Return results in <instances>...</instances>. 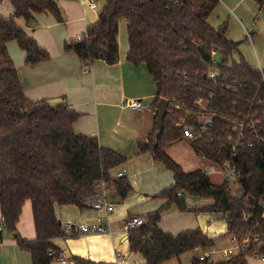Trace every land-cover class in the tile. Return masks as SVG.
<instances>
[{"label": "trees", "instance_id": "trees-1", "mask_svg": "<svg viewBox=\"0 0 264 264\" xmlns=\"http://www.w3.org/2000/svg\"><path fill=\"white\" fill-rule=\"evenodd\" d=\"M13 13L0 14V212L4 227L11 232L18 247L30 253L32 264H50L61 250L53 239L65 236L54 205L76 204L94 190L99 179L112 182L119 197L130 191L123 177H112L110 170L124 161L118 151L101 146L92 135L79 134L72 123L79 113L60 103L52 105L44 99L27 98L19 83L16 68L7 51L8 41L15 39L25 51V62L32 64L48 57L15 21L23 17L27 22L35 12L49 11L62 20L56 0H9ZM219 0H106L99 9L97 20L88 25L84 34L65 42L64 49L74 51L89 63L101 58L113 63L119 58L118 25L127 23V60L144 63L155 82L153 103L161 97L169 99L162 126L155 123L146 140L138 143L140 150H149L173 173L174 184L157 194L166 203L145 215L143 224L128 230L129 247L140 252L145 264H160L195 246H210L213 239L199 228L171 234L161 230L158 221L171 203H178V191L191 196L208 197L212 203L195 207V211L223 215L227 231L238 240L257 235L264 249V205L246 199L254 189L264 191V63L259 68L242 58H233L236 43L227 39V20L217 27L207 21ZM260 2V0H258ZM219 49L220 57L213 62L210 51ZM211 66L219 74L216 79L207 75ZM237 79L242 82L234 91H227L222 83ZM211 94V96H210ZM202 97L208 107L222 113L232 110L242 114L257 113L262 139L249 132L247 141L232 154L229 147H220L227 132V123L214 118L209 130L191 144L197 154L221 163L230 160L240 172L244 193L233 197L225 181L214 182L201 167L184 170L173 158L168 147L182 137V130L174 125L177 118L189 122L198 117L195 101ZM32 206L35 237L27 239L19 233L16 223L25 200ZM244 214H248L244 218ZM228 258L203 259L192 257V264H249L245 253ZM52 251L53 255H49ZM76 262L82 261L74 258ZM73 259V261H75Z\"/></svg>", "mask_w": 264, "mask_h": 264}, {"label": "crops", "instance_id": "crops-1", "mask_svg": "<svg viewBox=\"0 0 264 264\" xmlns=\"http://www.w3.org/2000/svg\"><path fill=\"white\" fill-rule=\"evenodd\" d=\"M89 1L56 0L62 20H57L49 11L35 12L29 22L21 16L15 18L17 24L48 52L47 58L32 64L26 63L25 51L15 39L6 44L24 95L33 100L44 99L52 105L63 103L78 112V117L72 123L73 130L79 134L95 136L101 146L121 153L124 161L112 167L111 173L124 169L123 177L131 186L124 198L119 197L115 190L111 193L115 196L111 212L76 204H55V216L60 220L66 235L54 238L53 243L61 250L60 254L69 253L72 261L61 262L54 258L50 264H145L143 255L130 249L123 220L136 215L145 217L148 212L159 208L167 199L157 194L174 184L171 170L155 159L151 151L140 150L138 147V143L146 140L152 132L158 112V107L153 103L155 82L144 63L134 64L126 58L128 41L125 19L119 21V58L113 63H107L101 58L87 63L74 51L64 49L65 42L79 38L88 25L97 20L98 11L106 0H92L93 7L89 6ZM212 12L207 18L211 26L217 27L227 19V39L234 41L240 51L249 45L254 53V58L250 60L241 51L244 58H240L253 67L262 66L264 0H219ZM12 13L10 1L0 0V14L9 16ZM86 65L89 66L87 71L84 70ZM127 97L139 99L142 108L135 110L125 106L124 99ZM182 139L184 138H179L167 149L173 158L170 148ZM205 159L208 162L209 159ZM198 160L195 159L197 162ZM179 163L184 170L202 166L186 169ZM178 196L179 202L171 203L161 213L158 221L161 230L177 234L182 230L199 228L213 239L210 246L202 249L214 251V254L220 256L215 257L216 259L222 258V248L231 247L236 251L231 233L227 231L226 220L220 214L194 210L195 207L212 203L211 198L182 192ZM1 218L0 212V224ZM98 218L108 227L106 232L80 233L66 232L64 229L65 221L88 224ZM16 227L21 236L27 239L35 237L29 199L21 207ZM117 252L124 256V261H119ZM182 255L183 253L160 264L173 261L174 258L179 262ZM75 257L82 261L76 262ZM245 258L249 264H264V260L253 254L245 253ZM0 264H32L30 253L18 247L4 224L0 228Z\"/></svg>", "mask_w": 264, "mask_h": 264}, {"label": "built area", "instance_id": "built-area-1", "mask_svg": "<svg viewBox=\"0 0 264 264\" xmlns=\"http://www.w3.org/2000/svg\"><path fill=\"white\" fill-rule=\"evenodd\" d=\"M173 3L179 4L180 0H172ZM89 6L93 7L94 3L92 0L89 1ZM213 56V62H217L215 55L219 53V49L212 48L210 51ZM88 65L84 67V70L87 71ZM261 70V66L259 67ZM219 74L218 69L215 66H211L207 75L210 76L213 80L216 79V76ZM262 82L264 83V75H262ZM224 88L227 91H234L237 86H241L242 82L237 79L226 80L222 83ZM211 96V94H210ZM197 105L196 111H191L187 113H195L198 118L194 121L189 122V119L185 117L177 118L174 125L181 128L182 138H184L189 143L194 142L196 139L201 138L205 133L208 132L210 125L213 123L214 118H221L227 123V132L226 135L222 138V144L220 147H229L234 154L244 142H247L248 146L252 145V141H247L248 132L255 137L256 139H262L260 119L257 116V113L251 114L246 113L242 114L240 111L232 110L229 113H222L217 110H213L207 105L202 97H198L195 101ZM124 105L135 110H140L142 108L139 99L137 98H125ZM264 118V114L262 116ZM202 171L207 175H218L220 177V182L225 181L227 183V189L233 197H240L244 193V188L240 184V172L234 166L230 160H224L221 163L208 160L207 163H203L201 166ZM111 172V170H110ZM124 174V169H120L114 173H111L112 177H121ZM234 184H237L235 186ZM114 185L111 181L105 179H99L94 183L93 192L83 200V204L86 207L104 210L105 212H111L115 204V196L111 194L114 191ZM181 192L178 191L177 194ZM246 199H252V201H260L264 205V191L259 189H254L253 192H250L246 195ZM262 215L264 216V210ZM223 218V215H220ZM248 214H244V218H247ZM2 219V218H1ZM145 221L144 216H130L123 220V229L128 232V230L135 228ZM64 229L66 232L77 231L80 233H102L108 230V227L103 223L101 218H98L95 222L92 223H79L74 221H65ZM3 226L0 224V228ZM231 239L235 243L236 251L233 248H222L220 250V255L222 258H228L232 255H235L240 252H246L250 246V242L253 244V249L250 253L257 257H260L264 260V249L263 244L257 235L247 236L242 240H238L234 234H231ZM194 255L200 259H209L212 260L211 255L214 251L203 250L200 246H195L192 249ZM49 255H53L52 251H48ZM119 261H124V256L117 252ZM55 258L59 259L61 262L72 261L64 253H61Z\"/></svg>", "mask_w": 264, "mask_h": 264}, {"label": "rangeland", "instance_id": "rangeland-1", "mask_svg": "<svg viewBox=\"0 0 264 264\" xmlns=\"http://www.w3.org/2000/svg\"><path fill=\"white\" fill-rule=\"evenodd\" d=\"M254 1H256V0H254ZM212 15H214V11L212 12ZM227 24H229L228 20H227ZM126 37H127V35H126ZM126 40H127V38H126ZM242 40L243 41L245 40L244 37H242ZM236 49H237L236 52H234V54H233V58L235 60H239L240 57H243V55L241 54V51L244 53V55H247L250 60L254 58L253 57L254 53L251 50V48L249 47V45L247 46V48H244L241 51L239 50V48H237V46H236ZM219 57H220V53L215 55V58L217 60H219ZM177 141H178V139H175V140H173L171 142V144L175 143ZM170 151L174 155V158H176L179 162H181L182 165L186 169H190V168H193V167H195L197 165H201V164L207 162V160L205 159L206 157L204 155H202V154H197L195 152V149H194L193 145L191 143H189L188 141H186L185 139H182L180 142L174 144L173 147L170 148ZM196 158L199 159L198 162L195 161ZM110 175H111V172H110ZM210 178L214 182H219L220 181V177L218 175H210ZM234 185L237 186V184H234ZM193 255H194V252H192L190 250H187V251L183 252V255L180 257L181 261L178 262L177 259L174 258L173 261L172 260L168 261L165 264H168L170 262H172V263L175 262V264H191V257ZM215 257H220V256H218V254L211 255L212 259H216Z\"/></svg>", "mask_w": 264, "mask_h": 264}, {"label": "water", "instance_id": "water-1", "mask_svg": "<svg viewBox=\"0 0 264 264\" xmlns=\"http://www.w3.org/2000/svg\"><path fill=\"white\" fill-rule=\"evenodd\" d=\"M168 104H169L168 98H165V97L159 98L158 103H157L158 114L156 118V123L159 128L162 126L163 117L167 111ZM66 256L71 257L69 253H67Z\"/></svg>", "mask_w": 264, "mask_h": 264}]
</instances>
